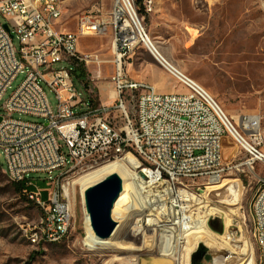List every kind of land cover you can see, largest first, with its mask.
Returning a JSON list of instances; mask_svg holds the SVG:
<instances>
[{"label": "built area", "instance_id": "built-area-1", "mask_svg": "<svg viewBox=\"0 0 264 264\" xmlns=\"http://www.w3.org/2000/svg\"><path fill=\"white\" fill-rule=\"evenodd\" d=\"M61 2L0 0L4 19L0 22V150L4 169L9 180L27 184H33V173L48 175L44 180L49 188L33 189L31 200L41 199L48 224L40 225L38 220L28 236L33 240L35 231H43L46 238H65L70 229V179L98 161L130 154L134 189L124 204L131 222L128 233L142 240L153 235L152 245L159 254L173 243L180 262L186 236L194 229L201 208L216 205L210 189L234 167L223 165V137L229 136L243 150L240 166L254 171L258 163L264 165L262 118L243 113L234 124L201 84L159 56L156 46L148 43L139 15L140 0H112L108 18L95 11L83 12L77 18L76 32L58 29ZM144 6L151 11L150 2ZM107 34L111 35L113 55L109 81L116 93L111 103L80 94L73 75L76 63L92 64L100 75L103 60L99 54L79 52L77 42L82 36ZM139 46L152 54L182 91L162 93L126 74L125 59ZM57 62L70 66L54 69ZM21 73L23 80L3 103L4 94ZM43 85L54 94V107ZM16 114L43 121H26ZM257 184L249 205L251 237L258 250L257 264H264L262 176L257 175ZM42 192H47L45 198Z\"/></svg>", "mask_w": 264, "mask_h": 264}, {"label": "rangeland", "instance_id": "rangeland-1", "mask_svg": "<svg viewBox=\"0 0 264 264\" xmlns=\"http://www.w3.org/2000/svg\"><path fill=\"white\" fill-rule=\"evenodd\" d=\"M140 1L139 15L143 18L144 29L158 50L201 84L234 124H238L243 113L259 114L264 136V0ZM144 2H150L151 11L146 10ZM61 3L63 10L58 29L76 32L81 13L95 11L108 18L112 0H62ZM3 21L0 14V22ZM193 29H196L194 35ZM111 41V35L107 34L82 36L77 42L79 52L98 53L103 60L99 76L96 66L75 64L77 90L84 96L89 93L103 103L116 100L109 81L113 70ZM13 42L18 46L16 38ZM69 66L67 62L53 64L54 69ZM124 68L130 78L151 84L159 92L182 91L143 46L126 57ZM23 78V73L16 77L3 96V103ZM43 87L54 107V94ZM15 117L31 122L43 121L30 115L16 114ZM226 136L222 140V162L225 166L234 164V167L225 171L220 191L212 196L217 201L211 206L219 208L208 221V227L205 226L213 241L202 239L210 253L201 264H257L258 250L251 237L249 205L258 188L257 175L264 178V165L258 163L254 171L240 166L244 152ZM109 162L96 163L70 179L69 203L73 216L66 237L52 242L41 238L40 231H35L37 241L32 242L28 232L36 226L42 209L14 191L0 150V264H139L140 258L153 263L159 257L158 248L146 246L147 241L143 244L141 238L132 237L127 230L130 221L122 222L118 228L115 240L118 248L90 249L84 241L89 233L86 226L89 219L78 179ZM118 162L124 163L130 172L132 165L128 159ZM57 173L58 170L53 175ZM47 176L42 172L31 174L33 189H48L44 180ZM238 181L239 187L232 189V182ZM42 193L46 197L47 192ZM113 209L112 216L116 218L121 212L117 205ZM224 220L227 222L225 229ZM89 230L92 232L90 225ZM227 233L230 239L225 238ZM121 245L136 246V249L128 250Z\"/></svg>", "mask_w": 264, "mask_h": 264}, {"label": "bare ground", "instance_id": "bare-ground-1", "mask_svg": "<svg viewBox=\"0 0 264 264\" xmlns=\"http://www.w3.org/2000/svg\"><path fill=\"white\" fill-rule=\"evenodd\" d=\"M195 32H196V29H193L192 35H194ZM148 43H153L151 41V39L149 38V36H148ZM156 53H158L159 56H164L158 50L157 47H156ZM124 158H126L130 161L129 162L130 165H133L134 159L130 154H127L126 156L122 157L121 159H117V160H114L111 162H109V161H98L97 163H103V162H109V163H106L105 165L101 166L97 170H95V171H93L87 175H84L83 177L78 179V182H79L80 188H81L82 200H83L84 191L89 186H92V185L102 181L107 175L112 174V173H117L120 176V178L122 180V191L120 192L118 198L116 199V201L113 205V208H115V206L117 205V208L120 210L121 213H117L116 218H113V216H112V218L118 223V225H119L118 228H120V226L122 225V222L125 224L127 221V218L125 215L126 207L124 204L126 203V200L129 197V193L132 192L134 189V176H133V174L131 172H129L127 166L124 163L118 162ZM5 172H6L7 177L9 178L8 171L5 170ZM11 181L15 182V180H11ZM223 181H224V179L217 182L214 185V187H212L210 189L212 196L215 195L218 191H220L219 188L222 187ZM237 183L233 184V182H232L230 187H232V189H234L236 186L239 187L240 182L238 181ZM28 198L30 200H32V192H30L28 194ZM33 201L36 203L37 206H39L42 209V215L39 219L40 225H47L48 224L47 209L43 208V205H41V199H33ZM218 208H219V206H214V207L205 206V208L204 207L201 208V212H200V215L197 216L194 229L190 233H188L186 236V245L184 247V253L182 255L181 261L178 262V264H180V263L189 264L190 254L197 247L198 243L202 242L204 244H207L202 239H204V240L209 239L210 241H213L212 236L210 235L209 231L207 230V228L205 226H207L209 216L212 215L213 213H218ZM69 209H70V222H71L73 212H72V207H71L70 203H69ZM113 211H114V209H112V213H113ZM89 225H90V222L88 223V221H87L86 226L88 227L89 233L87 234L84 241L90 249H104L107 247L118 248L117 246H115V240L117 238L116 236H117L120 229L117 228V231L113 235V238L111 237L108 239H99V238L93 236V234H92L93 231L91 232L89 230ZM226 225H227V222H226V220H224V229H225ZM90 228H91V226H90ZM40 232H41V235H39V236L41 238H45V239L52 241V242L53 241L56 242L58 240H61V239H57V238H46L45 232H43V231H40ZM153 238H154L153 235L148 236L145 240H143L144 241L143 244L144 243L146 244L145 241H148L146 246H148V245L151 246ZM225 238L230 239V236L228 233L225 235ZM31 241L36 242L37 237L34 236L33 240H31ZM172 244L169 246H164V248H162L160 250L161 254L158 255L159 257L157 259L155 258L154 262L151 264H177L175 262L178 261V259H177L178 255L177 256L174 255V251L172 249L173 248ZM131 246H132V244H131ZM121 247L127 248L128 250L136 249L135 248L136 246L130 247L127 245L126 246L121 245ZM117 261H119V260L117 259ZM144 264H149V260H146L144 262Z\"/></svg>", "mask_w": 264, "mask_h": 264}, {"label": "water", "instance_id": "water-1", "mask_svg": "<svg viewBox=\"0 0 264 264\" xmlns=\"http://www.w3.org/2000/svg\"><path fill=\"white\" fill-rule=\"evenodd\" d=\"M8 29V26L4 24ZM122 191V180L117 173L107 175L102 181L89 186L83 194V204L88 215L91 229L99 239L113 237L118 228V223L112 218L113 205ZM210 250L199 242L190 254V264H201L208 258ZM146 260L140 258L139 264Z\"/></svg>", "mask_w": 264, "mask_h": 264}, {"label": "trees", "instance_id": "trees-1", "mask_svg": "<svg viewBox=\"0 0 264 264\" xmlns=\"http://www.w3.org/2000/svg\"><path fill=\"white\" fill-rule=\"evenodd\" d=\"M82 64V63H81ZM76 66L74 67V70H73V75H74V78H76V75H75V72H76ZM76 83V81H75ZM11 186L12 188L14 189V191L16 193H18L19 195H21L24 200L28 201V202H33L35 204L34 201H31L29 198H28V194L30 192L33 191V186L34 184H27L25 181H21V182H14V181H11ZM42 196L44 197L43 193H42ZM45 198V197H44ZM36 205V204H35Z\"/></svg>", "mask_w": 264, "mask_h": 264}, {"label": "crops", "instance_id": "crops-1", "mask_svg": "<svg viewBox=\"0 0 264 264\" xmlns=\"http://www.w3.org/2000/svg\"><path fill=\"white\" fill-rule=\"evenodd\" d=\"M226 138H230L229 136H226Z\"/></svg>", "mask_w": 264, "mask_h": 264}]
</instances>
